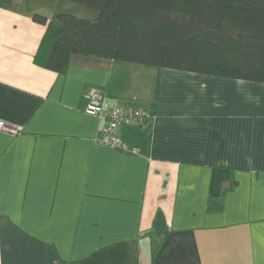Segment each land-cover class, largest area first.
<instances>
[{"label":"crops","instance_id":"0c3cea01","mask_svg":"<svg viewBox=\"0 0 264 264\" xmlns=\"http://www.w3.org/2000/svg\"><path fill=\"white\" fill-rule=\"evenodd\" d=\"M84 7L0 0V117L23 126L0 131V264H264V82L81 54L63 73L37 63L55 16L95 19ZM92 88L149 111L118 126L127 151L97 143Z\"/></svg>","mask_w":264,"mask_h":264},{"label":"trees","instance_id":"16d2710c","mask_svg":"<svg viewBox=\"0 0 264 264\" xmlns=\"http://www.w3.org/2000/svg\"><path fill=\"white\" fill-rule=\"evenodd\" d=\"M74 1L97 16H55L35 56L46 68L63 73L81 54L264 82V0Z\"/></svg>","mask_w":264,"mask_h":264},{"label":"built area","instance_id":"2783aa9c","mask_svg":"<svg viewBox=\"0 0 264 264\" xmlns=\"http://www.w3.org/2000/svg\"><path fill=\"white\" fill-rule=\"evenodd\" d=\"M84 111L97 117L103 122L96 136L100 145L120 148L127 151L128 145L117 135V128L121 124H143L150 117L148 110L134 105H117L111 103L106 93L99 88H92L84 94ZM0 131H12L19 134L23 131L21 124H12L0 117ZM136 152V149H133Z\"/></svg>","mask_w":264,"mask_h":264},{"label":"rangeland","instance_id":"374dc122","mask_svg":"<svg viewBox=\"0 0 264 264\" xmlns=\"http://www.w3.org/2000/svg\"><path fill=\"white\" fill-rule=\"evenodd\" d=\"M84 10H85L84 12L80 11V14L85 15V16H89L91 18L93 17V14L90 13V12H94L92 9L84 7Z\"/></svg>","mask_w":264,"mask_h":264}]
</instances>
